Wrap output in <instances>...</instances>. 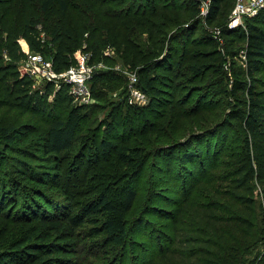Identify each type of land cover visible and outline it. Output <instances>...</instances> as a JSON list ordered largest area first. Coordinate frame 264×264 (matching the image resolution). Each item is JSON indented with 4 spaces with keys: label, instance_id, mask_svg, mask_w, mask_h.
I'll list each match as a JSON object with an SVG mask.
<instances>
[{
    "label": "trees",
    "instance_id": "trees-1",
    "mask_svg": "<svg viewBox=\"0 0 264 264\" xmlns=\"http://www.w3.org/2000/svg\"><path fill=\"white\" fill-rule=\"evenodd\" d=\"M211 1L203 22L193 0H0V111L42 117L48 155L68 152L79 140L91 149L85 170L70 182L84 196L75 210L12 217L0 199L6 234L0 264H53L62 258L57 253L73 254L87 224L92 236L103 234L116 249L140 247L135 264H264V211L254 196L256 185L264 184V149L257 151L255 143H264V11L247 19L245 29L229 30L235 0ZM216 27L223 30V46L212 38ZM46 31L49 42L42 38ZM239 39L246 79L229 90L224 70ZM21 40L32 54L47 59L48 53L59 73L77 63L79 50L91 54V64L137 71L149 104L110 102V93H128L115 70L93 78L90 105L75 104L68 86L36 87L20 71L27 57ZM106 107L99 121L96 114ZM236 118L243 128L239 147L231 139ZM103 128L115 135L100 137ZM20 130L0 126V136L13 143ZM96 173L99 184L90 191L85 184ZM165 190L177 196L166 197ZM141 191L149 197L147 213L162 225L157 237L140 229L136 242L126 216Z\"/></svg>",
    "mask_w": 264,
    "mask_h": 264
},
{
    "label": "rangeland",
    "instance_id": "rangeland-1",
    "mask_svg": "<svg viewBox=\"0 0 264 264\" xmlns=\"http://www.w3.org/2000/svg\"><path fill=\"white\" fill-rule=\"evenodd\" d=\"M42 38L49 42L50 38L47 31L42 34ZM243 43V39H239L235 44L231 45L229 49V52L231 53L229 56H227V65L225 66L224 70V73L227 75L225 82L229 90L234 88V81L239 80L243 82L244 79H246L244 78L245 65L241 61V58L237 53L238 50L236 49L238 46H242ZM20 45L25 51H28L25 41L21 40ZM51 47V43H47L48 50L51 49ZM45 55L48 60V53H45ZM109 57H115V55L111 52ZM107 66L116 72H119L123 78L125 77L127 81V91L129 80L126 73L131 75L136 74L137 76V71H130L127 68H124L122 64L111 66L108 63ZM237 86L238 83L236 84V87ZM167 90L168 89L165 88V91ZM120 91L121 89L115 93H110L109 101L113 102L115 105L121 103L123 104V102L127 103V94L121 95ZM242 97H244L243 94ZM230 101L232 100H228V102L232 105L238 103L237 100L236 102ZM101 104L108 105V103L105 101L101 102ZM148 104L149 97L148 101L140 107L147 106ZM229 108H231V105ZM236 109L242 110V108L239 106ZM106 111L109 112L110 107H106L105 110H98L96 117H98L99 121L104 119L105 114L103 112ZM232 123L235 125V128L234 130H231V139L232 142L236 144V147H239L243 136V128L241 122L238 121L237 118L236 120L233 119ZM0 126H16L17 128L21 129V132H23L15 138L13 143H8L4 138H2V136H0V199L3 197L4 200L2 204H5L6 211L10 213L12 217H14L19 213L20 215L24 213L32 216L34 211L42 212V214H44L43 210H64V212L75 210L79 206V203L83 200L84 196L82 193L80 194V192L77 194L74 193L76 190L73 188L78 186H72L70 182L77 171L83 172L85 170L86 167L84 165L87 160V153L90 154V146L87 145L85 141L79 140L77 143H75L74 148L68 152L59 154L58 156L48 155L43 150L47 129L46 122L42 117L39 116L26 115L20 118L16 112L1 110ZM114 135L115 133L109 134L108 132H105L103 128L100 137H113ZM214 138V136H211V139ZM259 141L260 144L257 145V151L258 148H260L259 151L263 153V140L261 141L260 138H258L256 139L255 143H258ZM97 174L98 173H96V175L90 176V178L88 177L89 179L85 184L90 185V191H94L96 187H98L97 185L99 183ZM58 175L59 178L57 179V182H55L57 185L52 184L55 177ZM64 178L68 179L69 182L65 180L64 183ZM143 181L144 180H142V182ZM36 191H40V195L43 196H40L38 193L35 194ZM14 192H17L16 196L14 195ZM118 192H120L119 189ZM163 195L171 198L177 196L176 192L173 190H165ZM254 196L258 204V210L264 211V184L256 185ZM116 197L119 198V203L123 202L124 198H122L121 192L117 194ZM32 199H34V201H32ZM147 203H149V197L147 194L142 191L139 192L138 200L134 206V210L127 213L126 216L128 231L130 232L132 240L136 242L142 241L140 238L143 234L140 229L147 227L145 234H152L154 237H157V235L154 234L155 229L162 225L154 215L147 213ZM159 205L161 208H167L162 201H160ZM146 221L149 224L146 223ZM148 225H151L153 228ZM92 227V225L87 224L85 228H81L78 231L79 244L73 250V254H70V256H61L63 254L57 253L55 256L62 258L60 260L55 259L56 261L54 260L53 264L136 263L137 257L142 253L140 247L137 245H132L127 249H116L109 242V239L103 234L92 236L90 234V228ZM0 228H2V226H0ZM13 229L17 230L18 228L15 227ZM5 238L6 234H4L1 230L0 252L3 251L1 247L2 243L5 241ZM262 250H264V248H262ZM2 262L3 261L0 260V263Z\"/></svg>",
    "mask_w": 264,
    "mask_h": 264
},
{
    "label": "built area",
    "instance_id": "built-area-1",
    "mask_svg": "<svg viewBox=\"0 0 264 264\" xmlns=\"http://www.w3.org/2000/svg\"><path fill=\"white\" fill-rule=\"evenodd\" d=\"M199 4L200 18L206 22L211 12V0H193ZM264 11V0H235V5L229 16L226 27L229 30H238L246 28V20L258 16ZM212 38L224 45V38L222 37L223 30L221 28H212L210 30ZM25 51V50H24ZM27 57L20 64V71L23 74L29 75L35 81L36 87L41 84L53 83L57 89L62 86H68L70 95L75 99L77 105H90L94 103L91 93V82L93 78L102 71L113 70L104 63L91 64V54L89 52L77 51L74 54L75 66L63 72H56L53 68L52 61L45 59L40 54H32L25 51ZM110 56L109 50L105 53ZM242 59L245 60L244 54ZM128 76V93L127 102L130 105H144L148 101L147 94L138 87V78L136 74Z\"/></svg>",
    "mask_w": 264,
    "mask_h": 264
},
{
    "label": "crops",
    "instance_id": "crops-1",
    "mask_svg": "<svg viewBox=\"0 0 264 264\" xmlns=\"http://www.w3.org/2000/svg\"><path fill=\"white\" fill-rule=\"evenodd\" d=\"M27 48H28V46H27Z\"/></svg>",
    "mask_w": 264,
    "mask_h": 264
}]
</instances>
